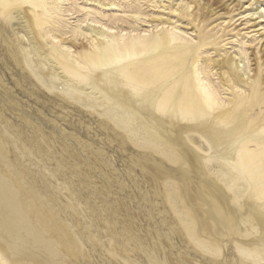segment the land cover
Masks as SVG:
<instances>
[{
    "label": "bare ground",
    "instance_id": "1",
    "mask_svg": "<svg viewBox=\"0 0 264 264\" xmlns=\"http://www.w3.org/2000/svg\"><path fill=\"white\" fill-rule=\"evenodd\" d=\"M8 11L0 0V41L15 64L58 99L79 103L83 96L68 93L55 80L89 93L92 103L83 106L87 112L103 117L105 126L113 123L143 150L142 158L132 157L127 173L140 168L149 183L141 200L157 210L165 229L161 233L162 228H153L152 233L145 228L150 238H142L139 230L144 226L134 228L121 214L119 201L106 203L107 197L95 196L98 201L91 208L87 200L80 202L85 188L104 193L78 170L73 174L82 185L66 188L67 179L59 177L66 159L46 140L44 149L36 138L20 146L19 127L0 107L2 264H171L173 258L176 264H264V111L255 119L246 118L243 106L226 112L217 89L195 74L163 83L172 74L169 61L139 62L141 51L131 40L116 43L113 50L88 52L85 60L71 56L70 47L55 51L27 13ZM25 41L27 52L22 49ZM28 54L45 68L38 61L35 66L28 63ZM220 62L228 73L230 59ZM237 75L235 79L245 80L244 73ZM2 80L0 76V87L5 88ZM161 83L162 94L145 92ZM260 94L255 99L258 108L264 105ZM22 115L21 121L42 131ZM124 115L138 126L137 132ZM162 234L166 239L176 236L186 247L172 257L160 242ZM231 245L236 256L229 252Z\"/></svg>",
    "mask_w": 264,
    "mask_h": 264
},
{
    "label": "rangeland",
    "instance_id": "2",
    "mask_svg": "<svg viewBox=\"0 0 264 264\" xmlns=\"http://www.w3.org/2000/svg\"><path fill=\"white\" fill-rule=\"evenodd\" d=\"M3 1L9 8L8 13L20 10L28 14L50 49L57 51L60 47H70L71 56L79 55L85 60L88 52L97 54L113 50L116 43L131 40L136 42V50L141 51L139 62H157L159 65L161 61H169L172 74L163 83L170 81L173 84L177 78L181 80L183 74H189V77L195 74L200 79L203 77V83L210 81L211 86L217 89L225 101L222 109L226 112L243 106L246 118L255 119L264 111L263 103L258 108L255 101L257 93H261L259 99L264 100V0ZM104 26L113 28L114 32L104 33ZM155 43L157 46L153 48ZM26 44L25 41L22 46L25 52L28 51ZM28 55H25L27 62L35 66L38 60ZM227 58L231 61L228 73L220 62ZM38 62L42 64L41 60ZM41 66L45 68V64ZM238 73H244L245 80L235 79ZM0 76L5 86L0 87V107L4 117L19 127L22 137L18 141L20 146H23L24 140L36 138L41 141L39 148L44 149L48 148L46 140L52 151L67 161L63 170H59V177L67 179L66 188L68 185H82L79 175L74 176L78 170L87 174L88 180L104 193L85 188L80 202L87 200L91 208L98 201L95 196L107 197L106 203H113L114 199L123 204L121 214L131 220L134 228L144 226L139 230L142 238H150L145 228H149L150 232L153 228L155 231L162 228L163 233L165 227L161 225L157 210L150 209L148 203L141 200V193L149 187V183L145 182L139 167H134L136 173L130 176L127 173L132 157L142 158L143 150L124 138L121 129L115 128L113 123L105 126L103 117L87 112L83 106L92 103L89 93L55 80L68 93H81L83 101L74 103L67 97L56 98L40 87L28 70L15 64L1 41ZM162 87V83L152 84L145 92L162 94ZM21 115L42 131L21 121ZM124 118L133 125L135 132L139 130L131 118L125 115ZM94 161H102L103 164H98V167ZM53 162L56 161H51L52 167L56 166ZM224 173L229 174V171L224 169ZM226 176L222 175L223 178ZM164 206L168 208L166 204ZM160 242L172 257L178 256L181 248L186 247L184 241L176 236L172 239L165 236ZM231 249L232 255L236 256L233 245L229 252ZM170 262L176 264L174 258Z\"/></svg>",
    "mask_w": 264,
    "mask_h": 264
}]
</instances>
